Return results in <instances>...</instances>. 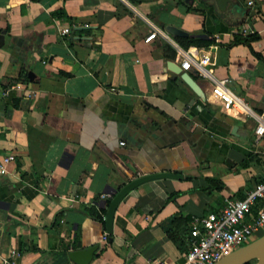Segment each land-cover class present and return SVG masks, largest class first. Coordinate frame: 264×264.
<instances>
[{
    "label": "crops",
    "instance_id": "obj_1",
    "mask_svg": "<svg viewBox=\"0 0 264 264\" xmlns=\"http://www.w3.org/2000/svg\"><path fill=\"white\" fill-rule=\"evenodd\" d=\"M241 1L250 11L236 23L203 0H0V160L16 155L0 174V264L12 250L19 264H79L70 251L94 245L89 264H182L191 242L182 250L168 235L171 219L183 213L193 234L197 218L264 179L258 121L229 114L195 66L206 100L167 70L182 61L181 38L215 37L188 48L209 50L215 74L264 111V61L246 44L227 45L247 26L264 54V0ZM154 25L167 36L147 41ZM14 83L23 86L7 95ZM251 153L257 160L244 167ZM159 171L183 177L133 189L112 232L106 214L89 211L112 199L107 190ZM207 177L224 189H204Z\"/></svg>",
    "mask_w": 264,
    "mask_h": 264
},
{
    "label": "built area",
    "instance_id": "obj_2",
    "mask_svg": "<svg viewBox=\"0 0 264 264\" xmlns=\"http://www.w3.org/2000/svg\"><path fill=\"white\" fill-rule=\"evenodd\" d=\"M249 2L253 4L255 0ZM153 27V31L146 37L147 41H151L159 33L167 36L165 30L155 25ZM71 31L70 26L62 29L63 34H69ZM250 32L247 26H243L239 31L241 34ZM177 47L182 54V67L191 69L195 66L201 77L211 81V97L219 100L229 114L255 118L258 121L257 135L259 137L264 135V111H257L245 98L235 93L229 85V77L220 78L215 74L211 52L204 50L201 54L196 49L183 48L178 44ZM22 86L21 83L11 84L5 93L8 95ZM122 143L125 144V141ZM15 159L16 155L10 153L0 160L1 175L9 173L8 165ZM262 229H264V179L249 190L245 197H227L220 212L209 213L193 222L191 245L182 264H215L231 251L257 238ZM104 237L108 239V233ZM18 253L17 250H12L5 260L6 264H19L16 261ZM158 264L169 263L163 261Z\"/></svg>",
    "mask_w": 264,
    "mask_h": 264
},
{
    "label": "water",
    "instance_id": "obj_3",
    "mask_svg": "<svg viewBox=\"0 0 264 264\" xmlns=\"http://www.w3.org/2000/svg\"><path fill=\"white\" fill-rule=\"evenodd\" d=\"M191 3L194 0H187ZM206 3L212 5L217 13H219L224 18L235 19L236 23L245 21L246 16L249 14L250 8H245L241 0H203ZM239 14V17H238ZM81 26L77 27L80 28ZM166 29L169 33L175 36H187L188 31L183 28L168 24ZM5 31L0 32V46L3 45L5 38ZM167 70L170 76L176 77L181 75V77L193 88V90L204 100L207 99V94L205 89L202 87L201 83L193 76L190 69H184L181 63L169 60L167 62ZM30 77L33 74L30 73ZM163 177H173L181 178L183 177L180 173H175L173 171H159L153 173H147L126 183L121 189H115L113 191L107 190L113 197L109 204L107 205V200H102L101 205L103 207L107 206L106 212V225L109 232L113 231V225L115 220L116 211L123 201V199L136 187L141 184L158 178ZM97 246H90L82 249H74L70 251V257L78 262L79 264H89L94 257V252ZM252 260H257L255 264H264V234L255 238L251 242L231 251L223 258L218 260L215 264H245Z\"/></svg>",
    "mask_w": 264,
    "mask_h": 264
},
{
    "label": "trees",
    "instance_id": "obj_4",
    "mask_svg": "<svg viewBox=\"0 0 264 264\" xmlns=\"http://www.w3.org/2000/svg\"><path fill=\"white\" fill-rule=\"evenodd\" d=\"M205 14V13H204ZM261 39V34L257 31L250 34H241L236 33L234 38L227 44L228 46H234L237 44H246L251 47L255 55L264 61V54L261 51H258L254 48L253 43ZM182 45L185 48H188L191 45L196 46H208L211 43L217 42L215 37L211 38H203L200 36H192L187 38L186 40L181 38ZM22 80L29 81L28 76H24ZM257 160L255 154H250L245 161H243L242 165L244 167L249 166L253 162ZM209 184L204 187L206 190H212L213 188L223 190L225 187V182L220 177H207ZM100 198V197H99ZM97 199V203L100 204V199ZM111 199H108V203ZM89 211L95 215L97 218L104 221V215L107 212V208L99 206V209L96 207H90ZM166 231L168 235L179 245L182 250H187L189 248V243L193 237L192 229L188 226L187 218L183 215V213L176 214L170 222V226H166ZM257 260H252L245 264H255Z\"/></svg>",
    "mask_w": 264,
    "mask_h": 264
},
{
    "label": "rangeland",
    "instance_id": "obj_5",
    "mask_svg": "<svg viewBox=\"0 0 264 264\" xmlns=\"http://www.w3.org/2000/svg\"><path fill=\"white\" fill-rule=\"evenodd\" d=\"M264 234V233H263ZM258 235V234H257ZM257 237V236H256Z\"/></svg>",
    "mask_w": 264,
    "mask_h": 264
}]
</instances>
